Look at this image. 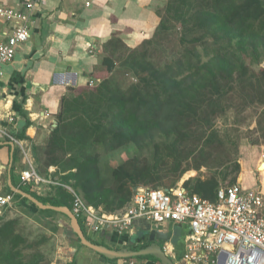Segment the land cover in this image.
<instances>
[{
    "label": "trees",
    "instance_id": "trees-1",
    "mask_svg": "<svg viewBox=\"0 0 264 264\" xmlns=\"http://www.w3.org/2000/svg\"><path fill=\"white\" fill-rule=\"evenodd\" d=\"M157 13L159 24L138 48L126 49L117 38L106 43L111 50L102 58L100 71L93 73L85 86L71 88V93L62 96L56 126L42 149H33L35 163L42 168L55 166L53 177L60 184L74 189L85 204L106 212L123 208L137 186L158 188L163 181L157 172V155L152 163L135 160L112 167L111 177H103L101 150L112 152L128 144L141 150L160 138L151 145L156 154L162 153L163 163L171 164L173 172L181 169L187 157L218 159L217 149L230 141L212 123L232 107L236 101L232 97L239 94L248 100L247 105L256 106L254 127L248 132L256 134V143L264 141V66L260 65L264 62V0H168ZM171 37L174 40L169 45ZM118 49L122 53H117ZM119 62L127 66L135 83L125 87L114 84L112 77ZM90 81L95 85L90 86ZM237 154L235 150L233 156ZM231 155L224 156L215 168L230 166L229 184L233 185L239 165ZM201 167L211 168L207 162H199L181 170L177 179ZM172 181L164 188H172ZM182 187L214 201L220 182L218 175L211 174L189 177ZM51 192L45 198L30 193L43 204L71 208L72 196L62 185L52 186ZM14 195L20 203L28 202ZM10 220L0 222H4L0 237L14 239L13 250H0V264H42L39 260L27 263L20 257L18 236ZM67 231L72 233L69 226Z\"/></svg>",
    "mask_w": 264,
    "mask_h": 264
},
{
    "label": "crops",
    "instance_id": "crops-1",
    "mask_svg": "<svg viewBox=\"0 0 264 264\" xmlns=\"http://www.w3.org/2000/svg\"><path fill=\"white\" fill-rule=\"evenodd\" d=\"M40 1L30 17L28 41L17 49L13 61L3 66V76L0 79V124L6 125L11 133L20 135L17 138L20 145L13 144V147L0 135V194L12 193L8 186L10 180L13 187L22 191L25 188L29 192H24L31 196V193L42 198L51 195L49 192L52 186L42 184L37 187L31 182L23 184L20 177L29 163L40 177H53L56 167L50 165L40 168L34 161L33 149H42L45 145L56 123L60 99L66 93L69 94L71 88L85 86L90 76L100 71L102 58L111 50V46L106 45L109 40L120 39L126 49L132 50L151 38L160 21L157 11L163 9L168 2ZM0 4L15 5L16 0H0ZM7 115L13 116L12 123L5 120ZM253 125L254 121L250 127ZM24 152L27 153L26 157ZM237 153L239 171L235 183L244 189L259 190L264 198V141L244 144ZM49 168L52 175L49 174ZM31 204L30 201L20 203L14 195L13 208L7 211L4 219V222L11 219L14 232L18 231L20 225L19 217H12L13 213L26 217L31 213L44 212ZM21 221L22 219L20 224ZM65 224L67 225L63 221L61 226L68 245L60 254L57 264H160L151 255L105 259L89 248L78 245ZM154 230L165 235L160 239V245L172 262L185 264L184 245L189 232L186 224L155 225L150 221L136 219L131 231L123 235L107 230L99 234L87 232L85 235L97 245L110 249L139 250L149 244L146 237L140 240L143 234ZM131 239H136L134 245L129 244Z\"/></svg>",
    "mask_w": 264,
    "mask_h": 264
},
{
    "label": "built area",
    "instance_id": "built-area-1",
    "mask_svg": "<svg viewBox=\"0 0 264 264\" xmlns=\"http://www.w3.org/2000/svg\"><path fill=\"white\" fill-rule=\"evenodd\" d=\"M40 2L16 0L15 5L0 4V79L3 66L11 63L17 49L28 41L30 17ZM5 120L12 123L14 118L7 115ZM0 135L20 145L6 125L0 124ZM54 178L40 177L30 163L20 177L23 184L31 182L37 187L62 185L72 196V213L88 233L107 230L123 235L131 231L136 219L155 225L186 224L189 232L185 237V264H264V198L259 190L244 189L237 183L221 186L215 200L210 201L188 193L180 185L170 190L137 186L123 208L106 212L85 204L74 189ZM13 203L12 193L0 194V221Z\"/></svg>",
    "mask_w": 264,
    "mask_h": 264
},
{
    "label": "rangeland",
    "instance_id": "rangeland-1",
    "mask_svg": "<svg viewBox=\"0 0 264 264\" xmlns=\"http://www.w3.org/2000/svg\"><path fill=\"white\" fill-rule=\"evenodd\" d=\"M173 40L174 38L171 37L167 43L172 45ZM138 46L134 47V49L138 48ZM120 52L122 53V49H118L117 53ZM156 55H153V58H156ZM260 65L264 66V62L262 61ZM251 67L257 69L258 66L253 64ZM108 75L109 74L107 73L105 77ZM112 81L120 87H125L131 83H135L136 79L129 73L127 66L121 65L119 62V66L116 68ZM93 85H95V83ZM65 95H67V93ZM234 98L236 100L235 102ZM232 99L234 102L232 107H229L224 115L216 118L212 123L214 128L219 129L222 133H225L226 139L228 138L230 141V143L222 149H217L216 152L219 153L218 159L205 157L207 160L204 161V158L193 159L187 157L182 161L181 169L177 172H173L171 164H165L161 160L163 159L161 158L162 153H155L151 144L160 140V138H155L151 144L146 145L141 150L137 149L133 144H128L112 152L105 153L104 150L99 151V166L102 176L106 178L111 177V168L123 163L129 164L135 160H138L140 164L144 161L152 163V158L154 155H157L158 158H160L157 162V172L158 176L162 178L161 181H163V184L158 186V188L166 189L164 187L171 185V183H169L171 180H173L172 182H175V184H173V187L170 189L177 188L180 184L183 185V182L189 177L205 178L211 174L218 175L220 186H229L231 177V175H229L231 173V169L229 168L230 166L226 168L224 167L221 170L219 167L215 168L217 167V163L222 159H225L224 156L226 155L232 154L231 156H233L235 150L238 152L240 146L244 144H255L257 141L256 134L248 132V130L254 127V125L252 127L250 126L253 122L256 106L252 104L247 105L246 103L248 100L245 101L241 94L234 95ZM242 103H244L245 106H243ZM242 107L245 108L243 109ZM233 157L237 158L236 156ZM199 162H207L211 168L208 167L207 169L206 167H201L199 170L191 169L184 172L177 179L181 170L188 167L192 168L193 166L199 164ZM219 171L228 173V175L225 176V174H219ZM12 217H19L18 223L20 226L18 231H15L14 233L19 238L16 239V244H18L17 249L21 252L20 257L22 259H26L24 261H27V263L39 260L42 264H57V260L60 259V254L68 245L67 239L64 237L63 226H61L64 221L67 223V225L65 224V227L68 228V219L57 212H36L28 214L26 217L13 213ZM20 219H22L21 224ZM85 233L87 234L86 231ZM12 244L14 245V239L0 237L1 251H6V253H8L7 251H12L13 248L10 250ZM14 257L16 260H19V255Z\"/></svg>",
    "mask_w": 264,
    "mask_h": 264
},
{
    "label": "water",
    "instance_id": "water-1",
    "mask_svg": "<svg viewBox=\"0 0 264 264\" xmlns=\"http://www.w3.org/2000/svg\"><path fill=\"white\" fill-rule=\"evenodd\" d=\"M56 126V123H54V126ZM1 143V142H0ZM10 146L13 147V143L8 142ZM8 186L12 193L19 195L22 198H25L26 200L30 201L33 205H35L37 208L42 210H52L55 212H58L62 215H64L68 219V226L71 230V232L75 235V237L78 239V242L80 245L89 248L90 250L94 251L98 255L104 257L108 260H115V259H125V258H132L136 256H147L151 255L154 258H156L160 264H174L172 260L164 253L161 245H160V239L164 238L165 235L163 233H160L159 231H147L143 234L142 239L144 240L145 237L149 241V244L145 247L139 249V250H131L128 248H122V249H110L103 245H97L92 243L89 239L86 238L84 235L81 226L77 220V218L74 216V214L71 212V210L66 206H53L50 204H43L40 201H38L35 197L25 193L24 191L17 189L11 185L10 180H8ZM136 242V239H131L129 241L130 245H134Z\"/></svg>",
    "mask_w": 264,
    "mask_h": 264
},
{
    "label": "bare ground",
    "instance_id": "bare-ground-1",
    "mask_svg": "<svg viewBox=\"0 0 264 264\" xmlns=\"http://www.w3.org/2000/svg\"><path fill=\"white\" fill-rule=\"evenodd\" d=\"M234 184H235V183H234ZM180 186L182 187V185H180ZM220 187H221V186H220ZM220 187H219V188H220ZM148 188H149V187H148ZM219 188H218V189H219ZM162 189H163V188H162ZM165 190H169V189H165ZM70 210H71V208H70ZM71 212H72V211H71ZM102 232H103V231H102ZM100 233H101V232H100ZM98 234H99V233H98Z\"/></svg>",
    "mask_w": 264,
    "mask_h": 264
}]
</instances>
